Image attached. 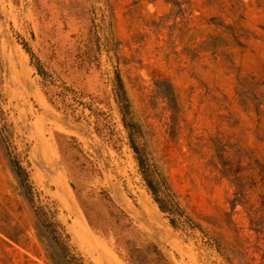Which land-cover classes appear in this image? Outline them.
<instances>
[{"label": "rangeland", "instance_id": "rangeland-1", "mask_svg": "<svg viewBox=\"0 0 264 264\" xmlns=\"http://www.w3.org/2000/svg\"><path fill=\"white\" fill-rule=\"evenodd\" d=\"M39 207L85 264H264V0H0V264H64Z\"/></svg>", "mask_w": 264, "mask_h": 264}, {"label": "trees", "instance_id": "trees-1", "mask_svg": "<svg viewBox=\"0 0 264 264\" xmlns=\"http://www.w3.org/2000/svg\"><path fill=\"white\" fill-rule=\"evenodd\" d=\"M27 51L30 52L29 49H27ZM30 54H31V56H33L31 52H30ZM38 69L41 70V68L39 66H38ZM40 72H42V71H40ZM117 85L124 95L123 84H122V81L120 79H118ZM131 147L133 148L134 152L136 153V160L139 164V167L141 168V170L143 172V177L146 181L147 187L150 190V192L153 196V199L158 204L159 209L163 212L168 213V214H172L173 211L168 209V207L165 205L163 198L159 194V190H158L157 186L155 185L153 180L148 176V174L146 172L147 163H146L144 157L139 153L138 147L134 144V142L131 143ZM13 170H14V173L17 176L21 186L23 187V189L25 191V194H26L28 200L30 201L31 204H33L31 187L28 183L27 174H26L24 168L19 163H17L14 165ZM35 213H36V216H37L39 223L44 228V230L47 234V237L58 248V251L61 255L63 263L64 264H85L80 257H77L73 253H71L68 245L63 241L64 237L68 238V234L65 232V230L63 228H61L56 222L50 221L49 217L47 215V212L42 207L37 208ZM170 220L174 224V218L171 217ZM0 232L3 234V236H5V238L0 236V239L2 242L8 244L7 239L16 242V239L10 233H8V231H6L5 229H0Z\"/></svg>", "mask_w": 264, "mask_h": 264}]
</instances>
